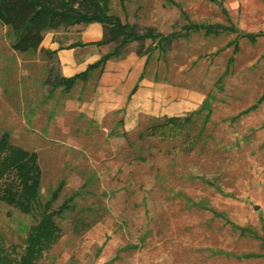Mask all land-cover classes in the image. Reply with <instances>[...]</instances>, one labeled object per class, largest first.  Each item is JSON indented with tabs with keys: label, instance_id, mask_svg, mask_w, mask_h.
<instances>
[{
	"label": "rangeland",
	"instance_id": "rangeland-1",
	"mask_svg": "<svg viewBox=\"0 0 264 264\" xmlns=\"http://www.w3.org/2000/svg\"><path fill=\"white\" fill-rule=\"evenodd\" d=\"M222 2L138 3L134 17L170 36L146 59L129 39L67 88L49 87L46 68L76 65L63 68L55 51L14 48L0 20V131L33 146L40 169L39 146L74 153L52 187L41 181L42 194L63 177L52 203L68 193L72 202L55 213L60 231L33 264H264V32L239 31L264 27V0ZM187 17L236 28L187 26ZM83 22L46 28L42 40L83 39L80 50L92 59L112 40H90L97 26L88 23L83 37ZM167 112L186 114L179 131L138 135ZM199 197L213 207L191 200ZM88 203L93 219L73 224L71 212ZM35 215L0 198L8 251H19Z\"/></svg>",
	"mask_w": 264,
	"mask_h": 264
},
{
	"label": "trees",
	"instance_id": "trees-1",
	"mask_svg": "<svg viewBox=\"0 0 264 264\" xmlns=\"http://www.w3.org/2000/svg\"><path fill=\"white\" fill-rule=\"evenodd\" d=\"M218 1L223 5L222 0ZM120 2L123 4V0ZM180 12L187 16L182 6H180ZM90 19H98L101 22V32L98 36L89 39L98 42L112 40V43L99 55L87 60L84 66L69 72L60 70L53 63L48 64L43 79L48 82L49 87L61 84L67 88L77 77L86 78L92 67L98 66L99 69L102 67L107 56L124 51L129 39L136 38L135 50L145 52L146 59L153 48L162 45L163 39L170 36V31L161 30L154 22L122 17L119 12L109 9V0H0V20L5 24L4 32L11 46L17 49L41 48L47 55H52L61 43L53 46L42 44L41 38L46 28L63 27L73 22ZM184 24L194 27L204 26L206 29H217L230 24L229 26L236 28L232 23L219 20H195L188 19V17ZM239 31L254 37L257 33L264 32V27L240 28ZM146 36H149L148 40H145ZM82 41L84 40L73 39L67 43ZM228 59L230 61V55ZM263 93L264 89L258 97ZM202 103L208 105L206 98ZM185 115L178 112H167L163 118L148 122L139 128L138 135L152 133L164 135L179 131ZM40 171L34 147L12 141L9 138L8 128H2L0 131V198L22 210L35 211L36 215L29 222L21 248L17 253L6 249L0 234V264H33L42 248L48 245L60 231L55 213H62L65 207L71 205L72 193L64 195L59 202L53 204L52 201L58 194L63 177L55 188L41 194L38 187ZM191 200L197 204L207 203L209 207H213L207 199L202 197L191 198ZM87 208V211L76 208L71 212L73 224L88 225L93 219L88 211L95 210V208L90 203L87 204ZM239 225L243 231L247 230L262 236L261 232L247 223ZM262 240L264 242L263 236Z\"/></svg>",
	"mask_w": 264,
	"mask_h": 264
},
{
	"label": "crops",
	"instance_id": "crops-1",
	"mask_svg": "<svg viewBox=\"0 0 264 264\" xmlns=\"http://www.w3.org/2000/svg\"><path fill=\"white\" fill-rule=\"evenodd\" d=\"M145 1H147V0H123V4H121L120 0H109V9H111L112 3H115L116 5H114L115 7H113L114 8L113 11L119 12L122 17L126 16L129 19L139 20L140 18L134 17V15L132 13L135 11L136 5L138 3H142V2L145 3ZM119 5H120V8H119ZM142 7H143V5L140 4L139 9H142ZM150 22H152V21H150ZM84 23H88V24L97 26V29L94 30V31H96L94 35L100 34L101 22L98 19H90V20H87L86 22H83V24H82L81 34L83 35V37L89 33L88 32L89 29L86 26L88 24H84ZM41 43L44 45L48 44L49 46H53V45L57 44V43H54L53 40H49V41L45 42L42 40V38H41ZM82 45H83V43L76 42V43H73L70 45L61 44V45H58L56 47L55 52L59 56L60 63H61L60 65L63 68L65 65H76V67L73 68V69H76V68H79L80 66H82L84 63H86L87 60H89V57H87L89 54H86V53L84 54L80 50V47H82ZM92 52L94 53L93 55L98 54L95 49H93ZM73 69H71V70L65 69L63 71L69 72V71H72ZM41 181H42V169H41V175L39 178V188H41Z\"/></svg>",
	"mask_w": 264,
	"mask_h": 264
},
{
	"label": "bare ground",
	"instance_id": "bare-ground-1",
	"mask_svg": "<svg viewBox=\"0 0 264 264\" xmlns=\"http://www.w3.org/2000/svg\"><path fill=\"white\" fill-rule=\"evenodd\" d=\"M61 149V146L52 148L39 146L37 148L38 157L43 171L42 186L44 187H50L58 175L68 169L69 162L74 156V153L72 152H67L65 155L60 153ZM58 160L59 163H57Z\"/></svg>",
	"mask_w": 264,
	"mask_h": 264
}]
</instances>
